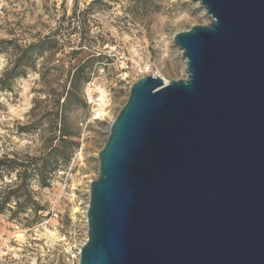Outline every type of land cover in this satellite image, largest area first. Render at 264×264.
I'll return each mask as SVG.
<instances>
[{"label": "water", "instance_id": "obj_1", "mask_svg": "<svg viewBox=\"0 0 264 264\" xmlns=\"http://www.w3.org/2000/svg\"><path fill=\"white\" fill-rule=\"evenodd\" d=\"M186 78L139 79L98 155L78 264H264V0H193Z\"/></svg>", "mask_w": 264, "mask_h": 264}, {"label": "rangeland", "instance_id": "obj_2", "mask_svg": "<svg viewBox=\"0 0 264 264\" xmlns=\"http://www.w3.org/2000/svg\"><path fill=\"white\" fill-rule=\"evenodd\" d=\"M210 24L193 0H0V264L79 263L98 155L131 86L185 79L173 37ZM21 55L31 65L10 70Z\"/></svg>", "mask_w": 264, "mask_h": 264}, {"label": "trees", "instance_id": "obj_3", "mask_svg": "<svg viewBox=\"0 0 264 264\" xmlns=\"http://www.w3.org/2000/svg\"><path fill=\"white\" fill-rule=\"evenodd\" d=\"M29 49H37V51L35 52L36 56H33V59H32V60H36L38 53L41 54L43 49H44L43 48V42H38L37 44H33L29 47ZM29 61H30V59L26 58L25 55H21L16 60L13 68L10 70H26L28 68V66L31 65V64H29L30 63ZM85 68H86L85 66L76 67V71H75V74L73 76L74 83H77L78 81L81 80V77H83V72H84ZM15 76L17 77L19 75L15 74ZM88 81H89L88 77L84 78L83 83L86 84ZM74 90H75V85H73L69 90L66 91L65 101L63 102L62 108H67L71 105L72 99L74 96ZM60 131H61V137H62L61 143L64 144L65 140L63 138L68 137V135L66 134L65 130L62 129ZM62 159L64 160L65 163L70 161V157L64 156ZM3 163H4L3 161H0V167L4 165Z\"/></svg>", "mask_w": 264, "mask_h": 264}, {"label": "bare ground", "instance_id": "obj_4", "mask_svg": "<svg viewBox=\"0 0 264 264\" xmlns=\"http://www.w3.org/2000/svg\"><path fill=\"white\" fill-rule=\"evenodd\" d=\"M157 77H160V78H162L163 80H164V83L165 84H167V83H169L168 82V80H166L165 78H163L162 76H158V75H156ZM102 100V99H101ZM92 101V100H91ZM99 105V104H98ZM105 115H107L105 112H104V109H103V107L101 106V105H99V109L98 110H96V112H95V118L98 120H100V119H102ZM53 233V232H52ZM51 233V235H53ZM47 235H50L49 233L47 234ZM49 238H51V237H49ZM53 238V237H52Z\"/></svg>", "mask_w": 264, "mask_h": 264}, {"label": "built area", "instance_id": "obj_5", "mask_svg": "<svg viewBox=\"0 0 264 264\" xmlns=\"http://www.w3.org/2000/svg\"><path fill=\"white\" fill-rule=\"evenodd\" d=\"M155 76V75H154ZM54 217H58V214H54ZM80 252V251H79ZM78 256H79V253H78ZM73 257H76V256H73Z\"/></svg>", "mask_w": 264, "mask_h": 264}]
</instances>
